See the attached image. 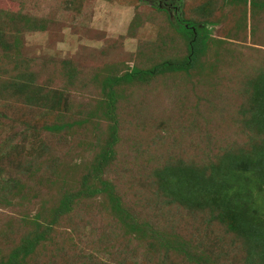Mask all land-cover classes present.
Wrapping results in <instances>:
<instances>
[{
    "label": "rangeland",
    "instance_id": "rangeland-1",
    "mask_svg": "<svg viewBox=\"0 0 264 264\" xmlns=\"http://www.w3.org/2000/svg\"><path fill=\"white\" fill-rule=\"evenodd\" d=\"M181 1L183 18L210 33L195 69L117 85L134 68L184 59L170 14L145 0H0V255L31 236L40 246L23 264H256L249 252L264 257L260 244L251 250L229 229L221 196L193 203L186 189L183 199L166 195L159 179L162 170L183 167L220 181L229 162L244 160L246 181L228 192L231 209L264 225V176L256 168L264 129L254 124L264 0ZM107 78L117 91L115 120L102 112ZM14 82L25 96L14 94ZM60 122L70 126L47 129ZM108 147L101 174L95 159ZM96 175L115 187L125 214L117 217L105 195L83 194L49 224L61 197L84 192L85 178ZM86 183L95 187L97 179ZM137 220L147 221L146 235L134 230Z\"/></svg>",
    "mask_w": 264,
    "mask_h": 264
},
{
    "label": "trees",
    "instance_id": "trees-1",
    "mask_svg": "<svg viewBox=\"0 0 264 264\" xmlns=\"http://www.w3.org/2000/svg\"><path fill=\"white\" fill-rule=\"evenodd\" d=\"M236 1V0H231ZM239 1V0H237ZM248 3V2H247ZM195 5V4H193ZM248 5V4H247ZM200 6V5H199ZM195 6L193 10H196ZM200 8V7H199ZM246 14V17L247 13ZM185 20V21H184ZM177 19L175 23H177L176 27V33L178 34V37H183L185 40L184 43H186V51L187 54L185 55L183 60H180L178 57H167L165 61L155 65L154 67L146 70H140L137 68H134L131 70L130 73H125L122 77H116L115 83L121 84V83H133L134 81H146L149 79H153L158 75L168 76V75H178L179 73H185L189 74L192 70L195 69L197 63L199 62V57L204 55V50L206 48V43L209 40L210 33L208 29L205 28V26H200L191 20L187 19ZM186 23V25H184ZM3 34H1L0 29V39L2 38ZM173 45V44H172ZM171 46V45H170ZM6 51H9L11 47L9 45H6L5 47ZM183 55V56H184ZM114 80V79H113ZM112 79L107 78L105 81V84L107 86H110V90L108 91V99H107V106L108 110H102L104 114L112 120L115 116V104L117 100V91L114 89V86L112 85L113 82ZM36 87V85H34ZM29 89H31V85L28 86ZM260 88L257 89V92L255 94V101L258 105L257 108V114H255V122L254 124L256 126H260L264 129V81H262L261 85H259ZM13 92L14 94H19L22 96H25L26 91L24 89V86L21 88L18 86L16 82L13 83ZM62 100V95H59ZM38 97H42L41 95ZM46 97V96H45ZM44 97V98H45ZM47 98V97H46ZM32 98H29V100ZM59 98H57V102H59ZM31 102V101H29ZM56 102V103H57ZM68 108V107H67ZM116 123V122H114ZM69 123L60 122L56 123L52 126H47V129L49 131L53 132H60L64 130L65 128L69 127ZM115 125H112L110 130L113 137L117 135L115 130ZM108 154H104V152H101L95 159V163L98 168L102 169L101 174L103 173V167L105 166L107 160L110 157L111 153V147L107 148ZM104 154V155H103ZM236 159V160H235ZM233 159V162H229V168L225 172V174L222 176L220 181H216L215 178L208 179L206 178L201 172H198L196 169L190 168H183V167H177V168H166L161 171L159 174L160 179V185L161 188L164 190L166 195L176 196L178 198L184 197L183 192L185 189L187 190V195L185 199H195L196 203L201 197L200 195L205 196L206 194L210 195L211 192L215 194L216 197L221 196L219 200H222V207L221 210H230L228 213V227L232 232L236 231V234L241 236L243 239H245L246 245L251 248L257 247L258 244H260L264 251V225H257L253 222L247 223L243 217H241V214H239L237 211H232V205L233 201L230 198L231 196L228 195V192L230 190L235 189L234 184H238L237 187L239 189L243 188V181L246 179V172L242 170L241 163H246L244 160H240L238 158ZM238 159V160H237ZM242 159V158H241ZM94 168V167H93ZM256 168L257 172L260 175L264 176V153L260 154V158L256 161ZM96 169V167H95ZM97 176V175H96ZM87 179H97V185L95 187H92L91 185H88L86 183ZM246 181V180H245ZM85 187V189H84ZM83 190L82 193H65L60 201L58 206L53 211V219L52 222L49 224H52L56 217H61L64 215H67L72 212L74 206L82 199L86 198L83 197V194H87V196L94 197V196H103L105 195L107 200L112 205L115 215L117 217H122L125 212L122 211V206H120V201L118 194L116 193L115 187L104 180L101 179V177L97 176L96 178L87 176L83 183ZM240 192V191H239ZM164 193V194H165ZM96 198V197H95ZM183 199V198H182ZM184 199V201H185ZM133 228L135 231H138L140 233H144L142 235H146V225L147 221L143 224H140L139 221H134ZM45 231L41 232L39 237L45 240L47 238ZM164 242V240H162ZM23 245L19 246L11 251L9 255H0V264H23L24 260L26 258L31 257L39 248V241L38 239H34L31 236H25L22 240ZM261 254L254 253L251 254L249 252V258L256 264H260L263 262L264 264V257H261ZM188 257L195 259L194 256L189 255ZM207 264H215L214 260L207 263Z\"/></svg>",
    "mask_w": 264,
    "mask_h": 264
},
{
    "label": "flooded vegetation",
    "instance_id": "flooded-vegetation-1",
    "mask_svg": "<svg viewBox=\"0 0 264 264\" xmlns=\"http://www.w3.org/2000/svg\"><path fill=\"white\" fill-rule=\"evenodd\" d=\"M152 7L156 6L157 9L165 11L170 14L171 18L177 21V19H183L181 7L183 2L181 0H145ZM185 21V20H184ZM186 25V23H184Z\"/></svg>",
    "mask_w": 264,
    "mask_h": 264
}]
</instances>
